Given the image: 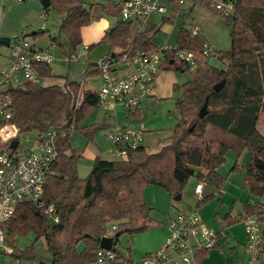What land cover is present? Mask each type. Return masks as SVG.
<instances>
[{
    "label": "trees",
    "instance_id": "16d2710c",
    "mask_svg": "<svg viewBox=\"0 0 264 264\" xmlns=\"http://www.w3.org/2000/svg\"><path fill=\"white\" fill-rule=\"evenodd\" d=\"M164 3L173 16L180 9L185 11L175 1ZM94 6L85 0H51V6L45 8L49 12L53 7L63 17L59 33L68 38L73 51L82 44V27L96 16ZM102 11L118 16L120 2L108 0L102 4ZM168 16H164L159 25L150 23L143 29L132 21L117 20L99 44H109L112 52L154 48L153 38L163 22L171 19ZM227 18L232 25V47L221 52L219 60L225 63L224 68L210 64L201 54L207 41L200 34L193 35L190 29L181 27L176 45L195 51L197 67L188 81L174 86L175 91L181 90L176 99L180 120L168 143L157 152L143 146L124 159L97 156L85 178L78 172L83 149L74 147L71 139L73 132L80 131L89 142L99 130L105 129L104 121L80 127L82 121L100 108L97 91L83 87V81L70 80L67 75L61 76V84L24 82L11 89L15 112L12 120L20 133L57 129L55 174L46 181L43 200L45 206L54 205L59 222H50L37 204L21 202L13 217L4 223L6 241L34 233L37 239L44 238L51 255L50 263L40 264H87L95 259L100 239L107 234L109 226L117 225L115 234L133 235L161 224L152 216V207L146 201L147 186L157 185L177 196L195 176L221 191L225 178L219 168L226 162L229 150L239 157L251 152L250 164L235 163L232 170H245L244 181L250 193L258 199L263 196L264 0H238L234 14ZM41 32L38 30L36 34ZM59 36L51 37L53 42L60 44ZM191 68L173 52H167L161 64L162 70ZM39 70L44 79L55 76L52 65H41ZM222 81L224 85L216 90L215 85ZM206 102L208 112L201 117L199 112ZM250 215L264 223V204L259 200L248 202L240 218ZM80 244H83L81 249ZM9 246L13 247L10 255L18 259L35 258L33 245L18 248L10 243ZM208 251H202L199 257ZM124 259L125 263L132 260Z\"/></svg>",
    "mask_w": 264,
    "mask_h": 264
},
{
    "label": "built area",
    "instance_id": "2783aa9c",
    "mask_svg": "<svg viewBox=\"0 0 264 264\" xmlns=\"http://www.w3.org/2000/svg\"><path fill=\"white\" fill-rule=\"evenodd\" d=\"M191 12L197 3H206L217 13L228 17L234 14L238 0H172ZM118 18L132 21L143 29L156 15L168 14L170 8L162 0H119ZM200 27L191 29L193 35L199 34ZM54 46V44L52 45ZM52 46L37 45L29 34L12 40L6 53L0 51V264L1 255H10L13 248L6 245L5 232L8 221L16 212L17 206L30 201L44 209L48 220L59 222L54 205L45 206L43 200L45 184L49 176L55 174L54 161L58 156L56 149L57 129L51 127L40 133L28 147L20 140V131L13 122L14 107L11 89L24 82L41 84L44 77L40 74L41 65H52L57 57ZM89 46L70 52L65 59L69 62L89 54ZM167 52L192 68L197 67L195 51L179 48L175 45L165 47L130 48L125 51L109 52L94 60V67L100 77V86L96 90L100 107L116 112L118 108L135 111L153 92L161 64ZM201 54L210 58H220L221 51L211 43H204ZM112 154L124 159L130 152L144 146V131L131 124H114L108 133ZM17 142L15 146L14 142ZM202 184L199 186V199L203 198ZM245 223L247 242V261L244 264H258L262 253L264 237L263 222L255 215L242 219ZM169 235L162 247L154 253L145 255L141 264H199L198 255L202 251L217 247L218 238L225 233L208 227L202 216L197 213L178 212L168 223ZM117 225L112 226L115 235ZM124 257L115 247H99L95 259L90 264H125ZM11 264V263H8Z\"/></svg>",
    "mask_w": 264,
    "mask_h": 264
},
{
    "label": "rangeland",
    "instance_id": "374dc122",
    "mask_svg": "<svg viewBox=\"0 0 264 264\" xmlns=\"http://www.w3.org/2000/svg\"><path fill=\"white\" fill-rule=\"evenodd\" d=\"M87 3H93L94 6V12H95V18L91 21V23H94L95 25H86L87 28L84 29V42L86 40V36L92 34L95 38V46L92 49L93 53L91 54V60H95V54L94 53H100L105 52L108 48H110V45H105L107 43H100V40L102 36L105 34L106 30H109L116 21V17L109 13H104L102 11V4H106L108 0H85ZM119 2V0H116ZM49 13L51 14L49 23L55 19L56 23L59 21L60 17L57 11L51 7L49 10ZM170 13V12H169ZM166 14L164 16H168L171 19H168L167 21L163 22L162 26L164 29L162 31L160 30L156 36H158V39H156L158 43V47H162L165 45H175L177 44V40H175V32L184 25L188 29H192L195 25H198L200 27L199 34L200 36L205 39L207 42L211 43L217 50L224 52L227 50H230L232 47V25L230 22V19L222 16L221 14L214 11L212 8H210L205 3H197L195 5V8L192 12H185L180 9V11L173 16L172 13ZM162 15H158L154 17V19H160ZM107 21L110 25H99L102 22L98 21ZM159 24L162 23V19L158 22ZM158 24V25H159ZM171 27L173 29H176V31H171ZM48 30H45L41 34H39L37 37L44 36L43 40L40 42L42 44H45L46 41H50V38L52 37H58L59 36V25H48ZM60 44H57L55 47L52 46V51L56 55L57 59L52 64L53 74L55 76L47 79H43L42 85L44 84H53V83H59L61 84L63 81V77L61 76H68L70 80H80L83 82H87V86H89L92 89H98L100 85V80L96 79H86V71H88L90 64L89 61L85 56L80 57L78 60L74 61H67L65 59L66 54L65 52L70 53L72 50L71 43L68 40V38L64 34H60L59 36ZM83 44V40H82ZM1 52H8L7 48L2 46ZM94 54V55H93ZM209 63L219 67L224 68L226 65L222 61H220L218 58L212 57L209 60ZM195 71V68H191V70H173L172 72L175 74V77L177 79V84L182 85L186 81H188L192 73ZM175 91V90H174ZM180 91L172 92L171 98H160L153 96L154 102L151 101V98L148 99L146 102L144 101L141 104V116L138 118V116H128L127 112L123 108H118L116 113V117L111 112H106L103 108L98 109V120L101 119L105 112L112 115V119L116 120L118 124H141L147 131L144 133V147L150 151V152H157L160 147L166 143H168V138L172 134L173 129L177 125V123L180 120V113L176 107V99L180 96ZM80 105V102H79ZM93 115L88 116L84 121L80 123V127L83 125L81 124H91L93 123L91 120H93ZM109 117V116H108ZM90 125V124H89ZM85 126V125H84ZM80 134H82L80 131H78ZM106 130L101 129L99 130L96 135L94 136L93 140L89 141L90 144V150L93 152H96L99 150L98 144L101 142V147L105 148V144H109V140L106 136ZM83 135V134H82ZM84 136V135H83ZM37 137L36 131H29V132H21L20 133V140L24 147H28L32 144V142ZM85 137V136H84ZM73 145H76V138L74 137V141L72 142ZM97 145V146H95ZM237 154L233 150H229L226 154V162L222 165L225 166L227 162L229 161V169L232 170V167L235 163H237L239 166H241L243 163L240 161V157L236 160V158H231L232 153ZM90 153V152H88ZM105 157H112L108 153L105 154ZM92 164V165H91ZM93 162H89V154L86 156L85 159H81V161L78 164V172L79 176L82 178L87 177L91 170H92ZM243 169H236L233 171H242ZM202 183H199L197 177L193 176L191 177L187 184L184 187L183 190V198L182 200L175 201L172 200L169 196V192L165 190L164 188L157 186V185H149L144 190V195L146 198V201L150 207H152V216L156 219L159 218L163 221L167 220V217L169 214H171L173 211H175V208L171 209V203L176 205L180 209H184L182 205L188 204V201L193 202V200H196L199 198L200 194H198L199 186ZM209 186V185H208ZM212 189H215L211 186H209ZM203 188V200L209 199L207 197V193L204 191ZM167 191V192H165ZM210 190L206 189V192H209ZM162 193H167V198L165 201V198L163 197ZM197 196V197H196ZM242 199V198H241ZM172 200V201H171ZM171 201V203H170ZM201 201V200H199ZM241 203L242 200H241ZM176 207V208H177ZM206 223V222H205ZM164 223H161L160 225L152 226L146 231L130 235L127 232H123L118 237V240L115 242V248L117 251L124 257H128L129 253L131 256L134 254V257L137 258L139 250L145 245V243L148 241V235H150L151 231L157 230L155 233L162 234L165 230ZM243 224H240V230L243 229ZM109 234L112 233V226H109L108 229ZM158 237V236H157ZM156 237V238H157ZM8 239V238H7ZM10 243L13 246H17L18 248H26L27 246L33 245L35 258L33 259H27V258H21L18 259L15 256L12 255H1V261L4 264H40L43 263H50L51 262V255L47 251V246L44 238H36V235L34 233H29L28 235H18L15 237H10L6 241V245H10ZM12 247V246H11ZM13 248V247H12ZM83 248V244L79 245V249ZM133 252V254H132ZM248 255V254H247ZM137 260V259H136ZM126 264V263H125Z\"/></svg>",
    "mask_w": 264,
    "mask_h": 264
},
{
    "label": "crops",
    "instance_id": "0c3cea01",
    "mask_svg": "<svg viewBox=\"0 0 264 264\" xmlns=\"http://www.w3.org/2000/svg\"><path fill=\"white\" fill-rule=\"evenodd\" d=\"M163 1L165 2L166 0H163ZM194 8L195 6L191 7V12L194 10ZM50 15L51 14L49 12L45 11V7L43 6L41 0H0V36L10 37L11 38L10 43H11L12 40H14L15 38L22 36L24 34H29L32 40L37 45H40L41 47H49L54 44V47H55L57 44L53 42L52 38H50V41L47 40L45 44H42L40 41L43 40L44 36L37 37L39 34H36L38 30H42V32H44L45 30H48L47 29L48 25H59L60 27L63 17L59 15L60 17L59 21L56 23L55 22L56 20L54 19L50 24L49 23V20L51 17ZM115 17L117 18L115 21L116 23L117 20H120V19L118 18V16H115ZM154 17L152 18L150 23L159 24L158 22L161 19L163 20V16L158 20L154 19ZM98 22H102V21L100 20ZM90 25H95V24L91 23ZM99 25H110V24L107 21H104ZM163 26H161V31L162 29H164ZM85 28H87V26H84L81 29L83 44H81L78 48L80 49L85 46H90L89 54L86 57L87 60L89 61L90 67L88 71H86L85 76H86V79H96L99 81L100 77L94 67V60H91L93 59L91 58L92 57L91 54L93 53L92 49L95 46V38L92 34H90L86 36V40L84 42L83 37H84ZM174 30L176 31V29H173L171 27V31H174ZM180 30L181 28L179 29V31L177 30L175 32V35H174L175 40H177ZM156 39H158V36H155L153 38V42L155 43L156 47H158L157 46L158 43ZM9 45L0 44V50L2 46H4L5 48H7V51H8ZM105 45H108V44H105ZM165 46H162V47H165ZM112 51H113V48L110 47L105 52L94 53L95 55L94 54L93 55L97 59L100 56L106 55ZM172 71L173 70H162L158 74L154 88H153V92L147 99L144 100L145 102L150 98H151V101L154 102V98L152 99L153 96L155 97L157 96L160 98H169V97L171 98L172 92H175L174 86L177 84L176 82L177 79L175 77V74ZM87 84H88L87 82H83V87L90 88L89 86H87ZM97 111L98 109L94 110L93 113L91 114L93 115L92 116L93 120L91 121L93 123L95 122L101 123L104 121L106 125L105 130L107 132L106 136L108 138L109 131L111 130L113 125L116 124L117 122L116 120H113L111 118L112 117L111 114L108 115V113H106L107 110L104 116L98 120L99 117H98ZM108 112L111 113L112 111H108ZM126 112L128 116H138L139 118L141 116V107L136 112L134 111L133 112L126 111ZM112 113L116 117V113L114 112ZM89 124H91V122ZM89 124L86 123V124H81V125L86 126ZM133 125L141 128L144 131V133L147 131L143 126H141V124H133ZM74 137L76 138V145H73V146L83 149V159H85L88 154H89V162L91 161L93 163L97 156L105 158V159H110V160L117 159L112 154L111 143L109 139H108L109 144H105L106 145L105 148H102L100 146L101 145V142H100V144H98L99 150H97L96 152H93L90 150V144L86 137H84L78 131L73 132L71 142L74 141ZM106 153H108L112 157H105ZM243 157L244 155L239 158L238 154H235V153H232L231 155V158H236V160L239 158L240 161H242V163L244 164ZM81 159L79 160V162L81 161ZM219 173L221 174V176L225 178L224 186L219 192L216 189L210 188L206 183L198 180L199 183L203 184L204 191L205 193H207V197H209V199L204 200L202 202L199 201L200 200L199 198H197L196 200H193V202L188 201V204L182 205L184 209H180L179 205L177 207L176 205L171 203L173 199L175 201H177L178 199H175V196L168 193L170 198L172 199L170 201L171 209L175 208V211H173L171 214L168 215L166 221L156 218L158 221H160L161 223H164V225L166 226L164 232L160 234V233H155L157 230L151 231L150 235H148V238H149L148 241L139 250L140 252L138 253L137 258L134 257L133 252H132L133 254L132 256L129 253L127 259L129 260L131 258L132 260L130 262H127L126 264H141V261L145 255L149 253L157 252L162 247V245L165 243L169 235L170 231L168 228V223L170 219L174 217L180 211L186 212V213L197 212L202 216L204 222H206L205 224L208 227L218 232L223 231L225 233V235L219 236L218 245L216 248L209 250L204 255L202 254L201 257H199L198 255L199 264H244L248 258V255L246 252L247 234H246L245 223L240 218V216L244 214L245 209H246V204L248 202H254L255 200H259L261 203L264 204V194L259 199L253 196L250 193L249 187L245 184V181H244L245 170L233 171L229 169V161L227 162V164H225V166H221L219 168ZM206 189L210 191L206 192ZM162 195L166 201L167 193H162ZM180 195H181V198L179 200H182L183 193ZM241 200L243 203H241ZM240 224H243L244 226L243 229L241 230H240ZM87 264H90V262ZM160 264H169V263L162 262ZM258 264H264V244H263L262 253L258 259Z\"/></svg>",
    "mask_w": 264,
    "mask_h": 264
},
{
    "label": "water",
    "instance_id": "95a60500",
    "mask_svg": "<svg viewBox=\"0 0 264 264\" xmlns=\"http://www.w3.org/2000/svg\"><path fill=\"white\" fill-rule=\"evenodd\" d=\"M42 4L45 8L50 7L51 6V0H41ZM11 41L10 37H6V36H0V44H4V45H9ZM225 81H222L221 83H218L215 85V89L219 90L223 85H224ZM208 110H207V102L203 105V107L200 109L199 115L201 117H204L207 114ZM17 142L15 141L13 143V145L15 146ZM252 161V154L251 152H246L244 157H243V162L244 164H250ZM181 195H177L175 196V199H180ZM121 233H116L114 237L112 236H106L104 235L101 239H100V247L102 248H113L115 247V238L119 237Z\"/></svg>",
    "mask_w": 264,
    "mask_h": 264
}]
</instances>
